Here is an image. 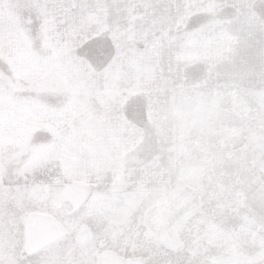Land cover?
Returning <instances> with one entry per match:
<instances>
[{
	"label": "snow or ice",
	"instance_id": "snow-or-ice-1",
	"mask_svg": "<svg viewBox=\"0 0 264 264\" xmlns=\"http://www.w3.org/2000/svg\"><path fill=\"white\" fill-rule=\"evenodd\" d=\"M0 264H264V0H0Z\"/></svg>",
	"mask_w": 264,
	"mask_h": 264
},
{
	"label": "rangeland",
	"instance_id": "rangeland-1",
	"mask_svg": "<svg viewBox=\"0 0 264 264\" xmlns=\"http://www.w3.org/2000/svg\"><path fill=\"white\" fill-rule=\"evenodd\" d=\"M169 124L185 125L188 127V135L194 138L197 147L203 146L212 153L218 170L228 172L233 169L235 162L223 148L224 136L221 129L211 125L206 118L195 113L189 107L177 109L163 118ZM42 129L37 128L36 134H41ZM198 169L188 170L190 176L198 175Z\"/></svg>",
	"mask_w": 264,
	"mask_h": 264
}]
</instances>
